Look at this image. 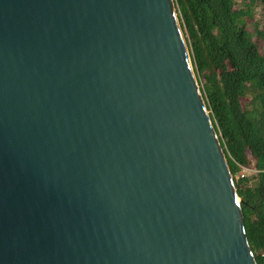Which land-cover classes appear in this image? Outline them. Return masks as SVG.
Returning <instances> with one entry per match:
<instances>
[{
  "label": "water",
  "instance_id": "1",
  "mask_svg": "<svg viewBox=\"0 0 264 264\" xmlns=\"http://www.w3.org/2000/svg\"><path fill=\"white\" fill-rule=\"evenodd\" d=\"M0 264H258L174 0H0Z\"/></svg>",
  "mask_w": 264,
  "mask_h": 264
},
{
  "label": "trees",
  "instance_id": "2",
  "mask_svg": "<svg viewBox=\"0 0 264 264\" xmlns=\"http://www.w3.org/2000/svg\"><path fill=\"white\" fill-rule=\"evenodd\" d=\"M192 64L241 199L247 238L264 264V0H174ZM242 168L250 169L243 177Z\"/></svg>",
  "mask_w": 264,
  "mask_h": 264
},
{
  "label": "rangeland",
  "instance_id": "3",
  "mask_svg": "<svg viewBox=\"0 0 264 264\" xmlns=\"http://www.w3.org/2000/svg\"><path fill=\"white\" fill-rule=\"evenodd\" d=\"M249 22L252 23V24L258 23L261 28L263 27V25H264V16L262 14L261 6L260 5H256L255 8L253 9V15L249 18ZM183 32H184V29H183ZM184 35H185V32H184ZM185 37H186V35H185ZM257 45L259 46V48L264 47V40H262L261 38H257ZM195 74H196V72H195ZM196 77H197V74H196ZM197 80H198V78H197ZM198 83H199V86L201 88L202 87V84L200 83V81H198Z\"/></svg>",
  "mask_w": 264,
  "mask_h": 264
},
{
  "label": "built area",
  "instance_id": "4",
  "mask_svg": "<svg viewBox=\"0 0 264 264\" xmlns=\"http://www.w3.org/2000/svg\"><path fill=\"white\" fill-rule=\"evenodd\" d=\"M250 171V169H248V168H242L240 171H239V173H238V175L237 176H239V177H243L247 172H249Z\"/></svg>",
  "mask_w": 264,
  "mask_h": 264
}]
</instances>
